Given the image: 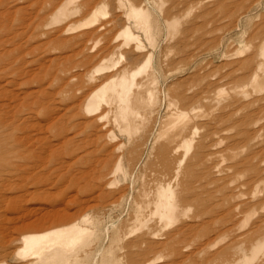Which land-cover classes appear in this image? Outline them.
Wrapping results in <instances>:
<instances>
[{"label": "rangeland", "instance_id": "rangeland-1", "mask_svg": "<svg viewBox=\"0 0 264 264\" xmlns=\"http://www.w3.org/2000/svg\"><path fill=\"white\" fill-rule=\"evenodd\" d=\"M263 48L264 0H0V264H264ZM54 213L88 233L21 254Z\"/></svg>", "mask_w": 264, "mask_h": 264}, {"label": "bare ground", "instance_id": "bare-ground-1", "mask_svg": "<svg viewBox=\"0 0 264 264\" xmlns=\"http://www.w3.org/2000/svg\"><path fill=\"white\" fill-rule=\"evenodd\" d=\"M61 10H64L65 13L63 14L70 13V11H68L64 5H62L59 8L60 12ZM131 15L137 19H141L142 17H144V14L137 7L131 8ZM90 17L91 15L89 16V18ZM128 25L125 26L120 31L118 38H122L124 40L125 45L129 46V44L134 43L136 44L137 49H140L141 48V45L139 43L140 37ZM262 55L264 57V48L262 51ZM150 60L151 58L149 57L140 67L135 69L131 74L128 75L126 72H122L118 74L117 77L107 81L106 83L102 84L98 88L92 90L87 98V103H86L87 113L89 114L97 113L102 108L103 103L107 102L108 99H110L116 102V104L118 105V109L121 110V114L123 115V118L126 119L131 109L130 106H131L132 99L130 95H131L133 88L136 85V78L137 76L139 77L140 74L146 72L147 67L150 63ZM117 63H118L117 61H114L113 65L101 66L97 69V71L99 72L101 71L104 72L105 70L107 71L111 67H114ZM262 66L264 67V61H263ZM173 124H174L173 125L174 127L176 123H173ZM183 130L185 131L186 127H184ZM182 139H183L182 141H184V145L189 150L191 146V141L185 139L184 136H182ZM171 193H172V189L170 186L165 188L164 190L162 189L160 192V200L158 203L157 211L155 213L159 214L160 217L162 218L163 217L172 218L173 216L176 217L180 213V211H178L179 207L177 206L175 202L172 201V197L170 195ZM69 216L70 215L54 213L53 215L48 216L46 220L43 221L42 223H40L41 222L40 221L39 222L41 225L40 226L41 228L39 229L40 232H34L31 234L24 235L26 244H25V247L21 250V254L23 255H26V254L28 255L29 253L41 254L43 250L53 245H57V244L67 246L68 248H72V249L76 247L82 241V239L86 236V233H88V230L86 227L80 225L77 222L70 223ZM165 220L168 221L170 219L168 220L165 219ZM168 222H171V221H168ZM45 223H49L48 229H46L47 227L44 226ZM36 226L37 228H39L38 224ZM263 249H264V244H259L257 242L254 243L255 253H258L259 251ZM241 250H243V248H241ZM246 255L247 254H245V256Z\"/></svg>", "mask_w": 264, "mask_h": 264}]
</instances>
